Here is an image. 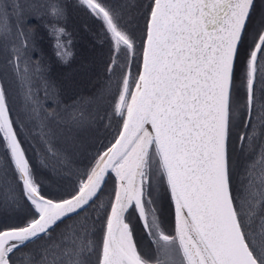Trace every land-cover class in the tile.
<instances>
[{"label": "snow or ice", "instance_id": "6c2138e0", "mask_svg": "<svg viewBox=\"0 0 264 264\" xmlns=\"http://www.w3.org/2000/svg\"><path fill=\"white\" fill-rule=\"evenodd\" d=\"M77 2L101 22L109 46L108 82L100 99L106 102L102 119L111 139L83 170H76L70 191L44 194L12 117L11 86L0 81V170L7 175L11 168L27 209L22 222L0 225V264H15L13 256L22 246L51 240L58 222L88 209L94 218L85 215L68 226L59 242L42 246L39 259L33 255L29 264H264V150L245 168L235 195L229 150L237 114L232 107L234 67L246 35L251 42L245 51L243 127L251 126L258 63L264 80V17L248 32L255 0ZM9 7L11 14L23 16L19 3L0 0V36L11 32ZM51 12L63 15L58 6ZM52 34L57 56L67 62L71 52L60 41L65 29ZM18 35L22 39L8 63L24 90L26 116L34 120L42 105L29 74L27 35L22 28ZM72 119L88 131L83 111ZM256 119L264 124V105ZM38 127L45 153L40 163L47 167V157L59 160L61 154L44 120ZM252 127L251 134L236 138L241 151L245 142L253 147ZM109 180V198L101 201ZM161 189L174 209L171 233L157 215ZM12 192L8 199L19 206ZM133 220L154 246L153 260L139 251Z\"/></svg>", "mask_w": 264, "mask_h": 264}, {"label": "rangeland", "instance_id": "374dc122", "mask_svg": "<svg viewBox=\"0 0 264 264\" xmlns=\"http://www.w3.org/2000/svg\"><path fill=\"white\" fill-rule=\"evenodd\" d=\"M8 2L19 3L23 8V16L17 17L11 14L9 7L11 32L6 36H0V81H6L11 86L12 117L16 121L19 139L33 165L35 175L42 183V191L46 195H59L72 189L77 179L74 174L76 170H83L88 165L90 157L97 150H103V146L111 139V130L104 126L107 120L102 119L106 102L100 99L101 92L108 82L106 67L109 46L107 41L103 40L101 22L79 5L77 0H8ZM106 2L115 6L122 4L123 0H106ZM53 6L63 10L61 17L52 15ZM262 17H264V0H255L248 25L249 33L253 32L254 26H258ZM20 28L28 38L29 55L32 57L28 62L29 74L33 77L34 91L42 105L39 118L34 120H29L26 116L24 90L20 88L13 67L8 63L13 59L11 53L13 46H19L22 39L18 35ZM56 28L65 29L67 34L60 37L61 43L71 52L67 62L56 54V37L52 34ZM250 42L251 36L246 35L239 56V62L241 57L244 64L238 73L241 82L239 90L233 93V99L237 100L235 103L237 114L234 117L233 128L237 127V129L235 133L231 129L229 150L233 163L234 195L241 191L242 182L245 180V168L252 161L259 159L264 150V124H259L256 119L259 104L255 110L259 99L264 102V80L261 77L255 84L256 99L253 108L255 111L251 126L241 125L245 116V112L242 111H245L243 106L246 101L245 51ZM32 45L35 46L34 50ZM24 66L25 63L22 61L21 70ZM257 75L261 76V72L258 71ZM80 111L85 114L87 132L72 119V115ZM41 120H44L48 126L45 130H51L52 135L49 138L61 154L59 160L47 157L45 160L47 167L40 163L45 155L44 145L37 135ZM252 126L255 127L253 147L249 149L245 142L244 151H241L236 138L241 133L251 134ZM0 156H3L2 148H0ZM0 164H3V161H0ZM112 187L113 181L109 180L100 197L101 201L109 198ZM12 189L21 200L19 206L8 199L13 195ZM19 194L20 188L18 183L13 182L11 168H7V175L0 170V225L20 223L24 220L27 209ZM156 208L165 232L171 233L174 228L171 203L163 189L157 193ZM85 215L94 218L96 213L88 209L80 217L70 219L61 228L60 237L68 226L82 221ZM133 225L134 238L138 248L142 250L141 254L153 260L155 253L150 249L153 245L150 244V239L141 223L133 220ZM46 239L17 250L13 256L15 264H29L33 255L39 259L42 246L50 244Z\"/></svg>", "mask_w": 264, "mask_h": 264}, {"label": "flooded vegetation", "instance_id": "af4514ba", "mask_svg": "<svg viewBox=\"0 0 264 264\" xmlns=\"http://www.w3.org/2000/svg\"><path fill=\"white\" fill-rule=\"evenodd\" d=\"M242 46V45H241ZM241 49V48H240ZM239 56H240V54H239ZM239 56H238V58H237V60H236V62H235V68H234V75H233V93H234V91L235 90H239V86H240V82H241V80H240V76H239V70L242 68V66L244 65L243 64V61L241 60V57H240V62H239ZM258 71H262V69L260 68V66H259V63H258ZM257 71V72H258ZM261 76H258V75H256V80H255V84H256V82H257V80H259V78H260ZM255 84H254V88H255ZM233 93H232V95H233ZM236 99H232V107H233V111L234 112H236V106H235V103H236ZM258 104H259V107H260V105H264V102H262L260 99H259V101H258V103H257V105H256V107H255V110L257 109V106H258ZM255 106V105H254ZM254 106H253V108H254ZM254 110V111H255ZM254 111L252 112V115L254 114ZM243 112H245V111H242V113ZM242 113H240V114H242ZM253 118V116H251V119ZM257 122H259L258 120H257ZM259 124H261L260 122H259ZM231 129H232V132H234L235 133V130L237 129V127H235V128H233V126L231 127ZM230 134H231V132H230ZM170 199V198H169ZM171 203V202H170ZM171 210H172V212H173V217H174V211H173V206H172V204H171ZM161 226H162V228L163 229H165L164 227H163V225L161 224ZM150 249L153 251V253H155V248L153 247V246H151L150 247ZM149 250V249H148ZM139 251L140 252H142V250L141 249H139Z\"/></svg>", "mask_w": 264, "mask_h": 264}, {"label": "trees", "instance_id": "16d2710c", "mask_svg": "<svg viewBox=\"0 0 264 264\" xmlns=\"http://www.w3.org/2000/svg\"><path fill=\"white\" fill-rule=\"evenodd\" d=\"M83 212H85V211H83ZM83 212H81L80 214H78V215H75V216H73V217H70V218H68V219H66V220H64L63 222H61L59 225H57L54 229H52L51 230V233H50V235H51V240H49V239H46V240H48V242L49 243H54V242H59V240H60V231H61V228L70 220V219H72V218H74V217H80L81 216V214L83 213ZM32 243H29V244H26L25 246H22V247H26V246H30ZM28 246V247H29ZM21 247V248H22ZM20 248V249H21Z\"/></svg>", "mask_w": 264, "mask_h": 264}, {"label": "water", "instance_id": "95a60500", "mask_svg": "<svg viewBox=\"0 0 264 264\" xmlns=\"http://www.w3.org/2000/svg\"><path fill=\"white\" fill-rule=\"evenodd\" d=\"M235 68V67H234ZM172 208V207H171ZM174 210V209H173ZM82 212V211H81ZM75 215H77V214H72V215H70L69 217H65L61 222H63L64 220H66V219H68V218H70V217H73V216H75ZM172 215H173V212H172ZM61 222H58V224L57 225H59ZM173 222H174V217H173ZM56 225V226H57ZM56 226H54L53 227V229L56 227Z\"/></svg>", "mask_w": 264, "mask_h": 264}]
</instances>
